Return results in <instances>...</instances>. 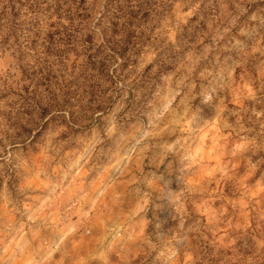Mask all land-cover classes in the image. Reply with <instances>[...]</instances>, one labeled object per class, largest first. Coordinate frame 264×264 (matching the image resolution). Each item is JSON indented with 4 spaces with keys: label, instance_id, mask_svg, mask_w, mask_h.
<instances>
[{
    "label": "rangeland",
    "instance_id": "374dc122",
    "mask_svg": "<svg viewBox=\"0 0 264 264\" xmlns=\"http://www.w3.org/2000/svg\"><path fill=\"white\" fill-rule=\"evenodd\" d=\"M0 264H264V0H0Z\"/></svg>",
    "mask_w": 264,
    "mask_h": 264
}]
</instances>
